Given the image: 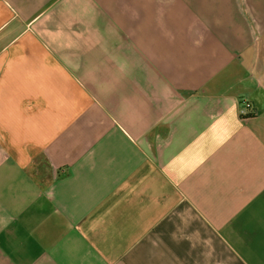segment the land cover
<instances>
[{"label":"crops","instance_id":"1","mask_svg":"<svg viewBox=\"0 0 264 264\" xmlns=\"http://www.w3.org/2000/svg\"><path fill=\"white\" fill-rule=\"evenodd\" d=\"M0 264H264V0H0Z\"/></svg>","mask_w":264,"mask_h":264},{"label":"built area","instance_id":"2","mask_svg":"<svg viewBox=\"0 0 264 264\" xmlns=\"http://www.w3.org/2000/svg\"><path fill=\"white\" fill-rule=\"evenodd\" d=\"M250 108V103L248 101H243L242 106L239 109L240 116H247L248 115V109Z\"/></svg>","mask_w":264,"mask_h":264}]
</instances>
